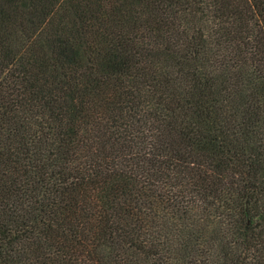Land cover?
Returning <instances> with one entry per match:
<instances>
[{
    "label": "trees",
    "instance_id": "16d2710c",
    "mask_svg": "<svg viewBox=\"0 0 264 264\" xmlns=\"http://www.w3.org/2000/svg\"><path fill=\"white\" fill-rule=\"evenodd\" d=\"M0 264H264V0H0Z\"/></svg>",
    "mask_w": 264,
    "mask_h": 264
}]
</instances>
